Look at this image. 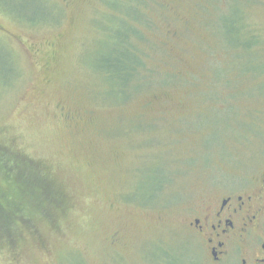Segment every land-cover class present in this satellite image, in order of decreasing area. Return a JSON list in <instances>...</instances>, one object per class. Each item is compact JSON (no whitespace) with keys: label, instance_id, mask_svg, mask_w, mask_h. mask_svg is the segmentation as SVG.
<instances>
[{"label":"rangeland","instance_id":"rangeland-1","mask_svg":"<svg viewBox=\"0 0 264 264\" xmlns=\"http://www.w3.org/2000/svg\"><path fill=\"white\" fill-rule=\"evenodd\" d=\"M0 148L57 199L4 210L0 264L187 258L183 220L264 162V0H0Z\"/></svg>","mask_w":264,"mask_h":264},{"label":"flooded vegetation","instance_id":"flooded-vegetation-1","mask_svg":"<svg viewBox=\"0 0 264 264\" xmlns=\"http://www.w3.org/2000/svg\"><path fill=\"white\" fill-rule=\"evenodd\" d=\"M183 221L189 256L160 247V264H264V162L249 180L213 195Z\"/></svg>","mask_w":264,"mask_h":264},{"label":"trees","instance_id":"trees-1","mask_svg":"<svg viewBox=\"0 0 264 264\" xmlns=\"http://www.w3.org/2000/svg\"><path fill=\"white\" fill-rule=\"evenodd\" d=\"M13 13L15 15L21 17V18H24L23 16L16 14V12H13ZM24 19L27 20L28 22L29 21L30 22H36V21L30 20V19H26V18H24ZM37 22H41V21H37ZM122 38L123 37L120 35L118 37H115L117 47L118 48L119 47L128 48V46H125L127 39H125V38L122 39ZM136 62L138 63V59L135 56L132 57V62L128 65L125 64L124 58H117L116 65L118 68L115 69L117 75L121 76V75L125 74L128 76L127 77V80H128L129 76L131 77L130 72L135 70L133 66H134V64L136 65ZM105 69H110V68L108 66H105ZM0 149H2V148H0ZM0 156L5 157L4 159H6L3 162L4 164L0 163V176L2 177V182H3L0 184V197L3 201L2 203L0 202V218L2 217L3 218L2 221L4 222V223L3 222L2 223L5 225L11 223L10 217L8 216V214L6 215L4 213V210L6 212L7 209H9V210L13 209L17 213H19L20 215H24V214L28 213V210L26 208L27 207L31 208L36 203V204H38L39 208L43 209L44 211H46L50 208L54 210V207L56 206L55 203L57 202L56 197L53 196V198L50 200L43 198L44 197L43 192L41 194L39 188H41L43 191H44V188L40 187V184L36 180L30 178V172L28 170H26L27 168L31 167V165L28 162L27 163L23 162V160H22V162L24 163V165L19 164L17 162L15 163V162H13V160H18L17 158H15L16 156L7 155V153H4L3 151H0ZM0 160H2V158H0ZM6 167H7V170H6ZM15 168H17L18 170H21L22 172L19 176H15V178L14 177L12 178L11 176H13V174H15L14 173ZM9 172H12V175L10 177H8ZM27 172L29 173V176H26V174H25L23 179L19 178V177H21V175L23 173H27ZM8 180H11L13 182L16 181V183L14 182V184L12 183L8 187L7 186L8 183H5ZM33 185H37L38 189L36 186H33ZM4 189H5V191H4ZM28 190H31V193H28ZM44 193L46 195H48L46 190L44 191ZM52 205H53V207H52ZM31 209L33 211H35L34 207H32ZM38 211H39V209H38ZM27 219L28 218H26V220ZM5 233H6V231H5Z\"/></svg>","mask_w":264,"mask_h":264}]
</instances>
